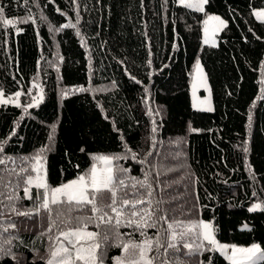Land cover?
Instances as JSON below:
<instances>
[{
  "label": "trees",
  "instance_id": "trees-1",
  "mask_svg": "<svg viewBox=\"0 0 264 264\" xmlns=\"http://www.w3.org/2000/svg\"><path fill=\"white\" fill-rule=\"evenodd\" d=\"M0 8V90L21 93L17 104L0 103V264H46L76 217L98 233V262L129 261L136 250L117 245L147 238L178 249L154 246L153 264H231L189 226L196 219L210 221L219 241L257 243L264 255V20L254 14L264 0H206L201 10L178 0H0ZM209 14L225 20L214 45L202 42ZM197 61L211 110L191 106ZM101 155L128 185L117 207L125 191L144 194L137 210L153 211L154 227L138 229L130 213L116 226L110 209L112 224L102 223L90 205L68 212L67 204L51 205V226L38 208L45 190L24 194L36 163L55 187ZM146 173L151 188H132ZM254 202L261 207L250 211Z\"/></svg>",
  "mask_w": 264,
  "mask_h": 264
},
{
  "label": "snow or ice",
  "instance_id": "snow-or-ice-1",
  "mask_svg": "<svg viewBox=\"0 0 264 264\" xmlns=\"http://www.w3.org/2000/svg\"><path fill=\"white\" fill-rule=\"evenodd\" d=\"M181 2L183 3V0H181ZM205 2L206 0H199L200 4ZM187 6L192 7L193 5L188 4ZM2 13L3 9L0 8V15H2ZM216 19L219 18L216 17ZM3 23L12 24L13 21L10 19H6L3 20ZM221 23L223 24L225 22L221 21ZM65 27H68V25H65ZM80 90L82 91L83 89ZM15 95L16 97H19L21 93L17 92ZM0 96H2V93H0ZM0 102L6 103L7 101L0 100ZM153 131H155V129H153ZM245 151H247V149H245ZM95 159L104 162L105 167L103 169L98 170L96 168V165L93 164L91 169L87 173L79 175L76 179L64 183L59 187H50L47 184L46 179H41L39 175L37 176L35 186L38 189L45 190L42 194L38 193L37 195V198L41 199V203L39 204L38 208L43 209L49 213L50 225L55 226V221L51 219V214L53 212V208L51 207V205L67 204L69 206L68 212L73 211L74 208H82L85 205H90L91 211L93 213H102V215L99 216V220L102 223L112 224L113 218L108 215L107 211H105V209H110L111 212L116 214V226L120 225L122 217L130 213L131 217H135L138 215L140 216V221L136 222L138 229L142 227H154L155 222L151 224L148 223V221L152 219L154 212L149 210L148 208L137 210L138 204L145 203V199L143 198L144 194H134L133 198L130 199L128 197L127 191H125L124 196L120 197L119 199L120 206L117 207L118 191L121 188L126 190L128 188V185H126L125 180L123 178H119L114 175L113 169L110 166L112 161L111 157L99 156ZM37 161L39 162V158H37ZM121 171L127 170L121 169ZM132 179L134 180V183L131 185L132 188H135L136 184H139L143 188H151V185L146 183L147 173L145 174V180L143 181L135 180V178ZM33 182V178L29 176L27 183L33 184ZM104 191L110 193V202L98 203V201L103 200L101 194ZM25 195H29V190L27 188L25 189ZM146 195L148 197H151L152 192L148 191ZM61 197H64L65 199L62 200ZM29 198H31V196H29ZM147 202L149 203V205L151 204V200H148ZM258 207L259 205H254L249 210L254 211ZM63 214V212L57 211V217L62 216ZM105 217H107V219H105ZM75 219L78 221V225L76 227L71 228L67 232H61V235L64 236V238L68 241V244L71 246V248L63 247L61 249L53 251L52 256L54 258L60 257L59 259L55 260V264H74L71 257L72 249L75 250L76 261H82L83 264H96L98 258L96 256L95 249L100 248V243L96 240L98 233L87 231V224L85 223L83 218L76 217ZM68 223H71V218H69ZM128 223L131 224L133 223V221L129 218ZM97 227H99V225H97ZM172 227L173 225L170 224L169 228ZM191 227L202 228L203 231L200 233V235L203 236L204 240H207L210 244L217 248H220L221 250L227 249V245L217 244L213 235V227L210 223L199 221L198 223L191 225ZM141 234L145 235V233L143 232ZM188 234L189 232H181L179 233V237L180 239H183ZM82 236H87L91 239L93 243L91 244L90 248L86 249L82 246H78ZM104 239H108V236L105 235ZM171 239L173 241L177 239V234L175 232L172 233ZM154 246L156 247L157 253H159L161 247H165L166 251L167 249H173L174 251H178L175 243L169 242L166 245H162L159 239H157L156 241H152L151 239L146 238L143 243L129 241L127 244L117 245V247H122L125 253H127L129 247H131L132 249L136 250L137 255L129 261H125V259L122 257H117L116 264H153V261L157 259L158 256H146V252H151ZM184 247L191 248V245L186 243L184 244ZM199 247H201V245H197V248ZM231 247L232 255L229 256L228 259L232 261V264H242L243 260L251 259V255H254L255 251L259 250V246L256 244H253L251 248H237L235 245H232ZM259 259H264V255H261ZM47 264H54V261L49 260ZM100 264H103V262L100 261ZM161 264H166V262L162 261Z\"/></svg>",
  "mask_w": 264,
  "mask_h": 264
},
{
  "label": "rangeland",
  "instance_id": "rangeland-1",
  "mask_svg": "<svg viewBox=\"0 0 264 264\" xmlns=\"http://www.w3.org/2000/svg\"><path fill=\"white\" fill-rule=\"evenodd\" d=\"M178 2L180 4L183 5H188V4H192L193 6L190 8L196 9V10H201L202 6L204 3L200 4L199 0H183V3L181 2V0H178ZM199 5V6H197ZM255 16L261 20H264V8L260 9V10H256L254 12ZM216 17H218L219 19H216ZM221 21L225 20L223 18H221L219 15L217 14H209L207 15L204 20H203V28H202V42L205 44H210V45H214L217 43V33L221 30V28L225 25V23H221ZM0 93H2V91L0 90ZM189 93H190V101H191V106L195 109H199V110H211L213 108V104H212V99H211V91L209 88V84L207 81V78L205 76L204 70L202 65L200 64L199 61H197L194 65V69L191 73V80H190V88H189ZM263 96H264V81H263ZM41 98V93L39 92L35 99L33 100V103L38 102ZM0 100H4L7 101L6 103H11V104H17L19 103V97H16L15 94L13 95H5L2 93V96H0ZM3 103V102H0ZM104 156V155H101ZM107 156V155H105ZM110 157V156H109ZM96 165V168L99 169H103L105 167L104 162L99 161L94 163ZM39 163H36L35 167H37V172L35 174H30L27 176L26 178V185L24 188V194H25V189L27 188L30 191V187L35 186L36 183V178L39 175V177L41 179H45V172L44 169L42 167H38ZM111 166V165H110ZM92 167V166H91ZM31 176L33 178V184H28L27 180L28 177ZM74 180V179H73ZM72 181V180H70ZM69 182V181H67ZM65 182V183H67ZM64 184V183H62ZM62 184L55 186V187H59ZM28 196V195H26ZM62 198V197H61ZM254 205H259L258 208L261 207V204L259 202H254L251 204V206L249 207L252 208ZM256 208V209H258ZM199 221H204V222H208L211 224L210 221L208 220H204V219H196L193 222H191L189 224V226L191 227V225L198 223ZM194 228V227H191ZM198 228L200 230V232H202V228L199 227H195ZM71 228L68 229H64L61 232H67L69 231ZM87 231L89 232H93L92 230L87 228ZM214 235V234H213ZM203 237V236H202ZM216 242L218 245H227V249L226 250H221L220 248H217L215 246H212L220 253L222 254L231 264L232 261H230L228 259L229 256L232 255V245H235L237 248H251V246L253 244L258 245L257 243H251V244H236V243H229V242H223V241H219L215 236H214ZM207 241V240H206ZM208 242V241H207ZM93 242L91 241L90 238H88L87 236H82L80 239V243L78 246H82L84 248H90L91 244ZM259 246V245H258ZM63 247H68L71 248V246L68 244V241L64 238V236L61 235L59 238L57 239L56 245L53 248V251H56L58 249H61ZM52 252L51 255L49 257V259L47 260V262L49 260H53L54 264H55V260L59 259L60 257H53L52 256ZM95 253H96V249H95ZM248 255V254H245ZM263 255V251L261 250L260 246H259V250L255 251L254 255H251V259H245L243 260L242 264H255L256 262H258L259 257ZM146 256H149L146 252ZM71 257H72V261L74 262V264H83L82 261H76V253L75 250L72 249L71 250ZM47 264V263H46ZM96 264H100V262L96 261ZM103 264H116V263H104Z\"/></svg>",
  "mask_w": 264,
  "mask_h": 264
},
{
  "label": "bare ground",
  "instance_id": "bare-ground-1",
  "mask_svg": "<svg viewBox=\"0 0 264 264\" xmlns=\"http://www.w3.org/2000/svg\"><path fill=\"white\" fill-rule=\"evenodd\" d=\"M66 1V0H65ZM68 1V0H67ZM53 3V2H52ZM68 3V2H67ZM74 3V2H73ZM72 3V4H73ZM79 3V2H78ZM54 5H55V3H54ZM54 5H53V7H54ZM56 6V5H55ZM67 6V5H66ZM57 7V6H56ZM72 7V6H71ZM77 7V6H76ZM61 8V7H60ZM64 8V7H63ZM56 9V8H55ZM58 9V8H57ZM77 9H78V7H77ZM35 10V9H34ZM60 10V9H59ZM76 10V9H75ZM79 10V9H78ZM104 10V9H103ZM63 11V10H62ZM64 12V11H63ZM78 12V11H77ZM72 13H74V11L72 12ZM29 14V13H28ZM50 14V13H49ZM66 14V13H65ZM77 14H79V13H77ZM71 15V14H70ZM52 16V15H51ZM54 16V15H53ZM57 16V15H56ZM69 16V15H68ZM26 17V16H25ZM60 17V16H59ZM71 17V16H70ZM78 17V16H77ZM31 18V17H30ZM64 18H65V16H64ZM79 18V20H80V17H78ZM66 19V18H65ZM69 19V18H68ZM71 19V18H70ZM69 19V20H70ZM73 19H75V18H73ZM57 20V19H56ZM61 20V19H60ZM78 20V19H77ZM67 21V20H66ZM104 21V20H103ZM47 22V21H46ZM50 22H51V19H50ZM57 22V21H56ZM68 23H69V21H68ZM69 24H71V23H69ZM46 25V24H45ZM51 25V24H50ZM76 25V24H75ZM54 26V25H53ZM52 26V27H53ZM60 26V25H59ZM50 27V26H49ZM58 27V26H57ZM54 28H55V26H54ZM75 28H77V27H75ZM73 29V28H72ZM52 30V29H51ZM74 30V29H73ZM79 30V29H78ZM81 30V29H80ZM48 31V30H47ZM96 31V30H95ZM72 32V31H71ZM3 33V32H2ZM3 34H5V33H3ZM4 37V36H3ZM82 39V38H81ZM79 41H80V39H79ZM74 42V41H73ZM82 43V42H81ZM79 45V44H78ZM75 46H77V45H75ZM99 62V61H98ZM102 67V66H101ZM117 139V138H116Z\"/></svg>",
  "mask_w": 264,
  "mask_h": 264
}]
</instances>
